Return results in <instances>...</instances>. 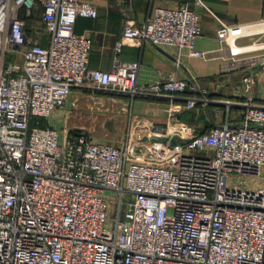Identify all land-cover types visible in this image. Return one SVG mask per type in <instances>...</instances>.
Returning a JSON list of instances; mask_svg holds the SVG:
<instances>
[{
    "label": "built area",
    "instance_id": "built-area-1",
    "mask_svg": "<svg viewBox=\"0 0 264 264\" xmlns=\"http://www.w3.org/2000/svg\"><path fill=\"white\" fill-rule=\"evenodd\" d=\"M34 2L0 0V264H264V105L248 95L240 120L195 130L175 113L209 102L207 88L174 75L138 84L120 40L109 69L88 66L90 40L74 30L77 15H96L88 1L40 0V43L27 24ZM219 21L224 68L264 67V31L239 43L245 26ZM198 31L184 2L127 21L122 35L212 57L192 47ZM78 86L168 98L172 123L130 120L118 143L59 129Z\"/></svg>",
    "mask_w": 264,
    "mask_h": 264
},
{
    "label": "crops",
    "instance_id": "crops-1",
    "mask_svg": "<svg viewBox=\"0 0 264 264\" xmlns=\"http://www.w3.org/2000/svg\"><path fill=\"white\" fill-rule=\"evenodd\" d=\"M82 1H88L97 9L95 16L77 15L74 23V30L87 35L90 40L88 66L109 69L113 62L115 43L120 40L119 57L139 61L138 84L149 85L155 80H163L169 75H174L182 79L193 77L199 86L208 89V97L211 98L209 102L201 101L192 108H181L176 111L175 119L191 122L195 130H201L222 122L226 116L232 122L240 120L248 95H251L253 102L264 105V67L260 63H254L226 70L224 65L227 59L224 56L227 55V46L223 44L221 47L216 33L220 24L219 19L229 24H242L247 27V33L239 36L237 41L249 42L251 38L249 33L257 34L264 31V26H261L264 24V0H203L206 6L195 3L194 0H129L121 3L118 0ZM184 2H189L197 12L199 31L192 47L199 50L214 49L215 54L212 57L190 54L186 48L180 51L176 45L155 44L148 40L142 41L122 35L123 25L127 21L139 25L147 16L154 14L156 7H175ZM123 6L126 7V13L123 12ZM36 14L41 18V7L36 6L34 15ZM35 40L46 43L47 33H39ZM260 61L264 62V54ZM247 75H251V80L244 79ZM86 90L79 86L73 87L59 115L62 118L59 121L65 127V118L68 116L69 108L74 104V97L80 96ZM101 92L116 95L121 99L125 123L121 137L114 143L125 137L130 120L149 119L167 125L172 123L169 119L168 98L143 94L132 96L118 91ZM187 93L197 92L189 90ZM225 100H229L230 103H224ZM68 130L70 133H76L82 129Z\"/></svg>",
    "mask_w": 264,
    "mask_h": 264
},
{
    "label": "rangeland",
    "instance_id": "rangeland-1",
    "mask_svg": "<svg viewBox=\"0 0 264 264\" xmlns=\"http://www.w3.org/2000/svg\"><path fill=\"white\" fill-rule=\"evenodd\" d=\"M28 27L33 33L34 39L39 33H47L41 18H38L37 14L30 18ZM259 34H254L249 41ZM259 40H264V33ZM256 51H264V48ZM120 100V97L116 95L101 91L90 92L87 89L80 96L74 97V104L69 108L68 116L65 118L66 127L69 129L79 128L95 137L114 143L121 137L123 124L125 123V115H123L124 112L122 111ZM58 120H53V125L60 129L64 124ZM43 123L44 119L42 118L41 124ZM106 192L111 194L112 190H107ZM123 209L124 206L122 207V212ZM110 213L111 216L116 215L114 210L111 209Z\"/></svg>",
    "mask_w": 264,
    "mask_h": 264
},
{
    "label": "water",
    "instance_id": "water-1",
    "mask_svg": "<svg viewBox=\"0 0 264 264\" xmlns=\"http://www.w3.org/2000/svg\"><path fill=\"white\" fill-rule=\"evenodd\" d=\"M150 139H159V140H166L168 137L167 136H156V135H152L149 137ZM187 139L185 138H178L177 136L175 135H172L169 137V142L172 143V144H175V143H182L184 141H186Z\"/></svg>",
    "mask_w": 264,
    "mask_h": 264
},
{
    "label": "trees",
    "instance_id": "trees-1",
    "mask_svg": "<svg viewBox=\"0 0 264 264\" xmlns=\"http://www.w3.org/2000/svg\"><path fill=\"white\" fill-rule=\"evenodd\" d=\"M36 6H39V8L41 7V3H40V0H35V2H34V4H33V6H32V9H31V15L27 18V21L29 22V20H30V18L32 17V16H34V12H35V10H36ZM28 24V23H27ZM212 127V126H211ZM208 128H210V127H206V128H204V129H201V130H206V129H208ZM200 130V131H201Z\"/></svg>",
    "mask_w": 264,
    "mask_h": 264
},
{
    "label": "bare ground",
    "instance_id": "bare-ground-1",
    "mask_svg": "<svg viewBox=\"0 0 264 264\" xmlns=\"http://www.w3.org/2000/svg\"><path fill=\"white\" fill-rule=\"evenodd\" d=\"M261 26H264V24H262ZM261 26H260V27H261ZM258 27H259V26H258ZM263 28H264V27H263ZM241 29H242V30H246L247 27H242ZM252 29H253V27H252ZM258 30H259V28H258ZM253 31H254V29H253Z\"/></svg>",
    "mask_w": 264,
    "mask_h": 264
}]
</instances>
